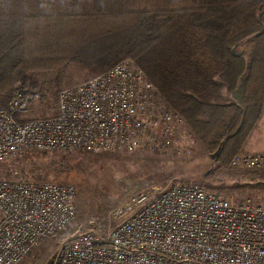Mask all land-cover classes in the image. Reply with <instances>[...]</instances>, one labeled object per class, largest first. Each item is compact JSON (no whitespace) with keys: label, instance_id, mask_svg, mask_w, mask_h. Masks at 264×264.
<instances>
[{"label":"built area","instance_id":"built-area-1","mask_svg":"<svg viewBox=\"0 0 264 264\" xmlns=\"http://www.w3.org/2000/svg\"><path fill=\"white\" fill-rule=\"evenodd\" d=\"M44 99L19 88L7 107L0 105V162L29 150L157 151L183 123L129 58L61 90L54 115L22 117ZM231 165L264 167V153L237 155ZM133 207L104 234L87 229L62 241L52 264H264V202L177 182L138 194ZM75 216L72 184L0 177V264H19Z\"/></svg>","mask_w":264,"mask_h":264},{"label":"trees","instance_id":"trees-1","mask_svg":"<svg viewBox=\"0 0 264 264\" xmlns=\"http://www.w3.org/2000/svg\"><path fill=\"white\" fill-rule=\"evenodd\" d=\"M5 17L0 105L42 71L99 74L132 59L206 150L227 165L264 105V0H63ZM26 88V89H27Z\"/></svg>","mask_w":264,"mask_h":264},{"label":"rangeland","instance_id":"rangeland-1","mask_svg":"<svg viewBox=\"0 0 264 264\" xmlns=\"http://www.w3.org/2000/svg\"><path fill=\"white\" fill-rule=\"evenodd\" d=\"M62 3L63 0H0V27L5 17L66 9ZM94 76L72 64L58 72H40L32 90L44 94L45 99L33 103L25 119L54 115L61 90ZM263 123L260 118L253 133L256 139L250 137L243 151L235 156L264 153ZM171 140L168 147L157 151L144 148L134 153L84 154L29 150L23 156L0 162L2 178L54 181L75 188L76 216L67 230L41 243L19 264H52L62 241L87 229L106 233L135 209L130 206L138 194L177 182L196 183L229 200L264 202V167L231 165L235 156L229 164L220 165L210 157L215 150H206L184 121L174 129Z\"/></svg>","mask_w":264,"mask_h":264},{"label":"crops","instance_id":"crops-1","mask_svg":"<svg viewBox=\"0 0 264 264\" xmlns=\"http://www.w3.org/2000/svg\"><path fill=\"white\" fill-rule=\"evenodd\" d=\"M25 116H26V114H24V115H22V117L25 119ZM260 118H262V119H264V105H263V109H262V113H261V117ZM263 125H264V123H263ZM255 128H256V126L254 127V129L252 130V132L250 133V135H249V137L247 138V140H246V142L248 141V139L250 138V137H252V139H256L255 138V136H254V130H255ZM254 133V134H253ZM258 137V136H257ZM259 138V137H258ZM246 144V143H245ZM244 144V145H245ZM241 151H243L242 149H241Z\"/></svg>","mask_w":264,"mask_h":264},{"label":"water","instance_id":"water-1","mask_svg":"<svg viewBox=\"0 0 264 264\" xmlns=\"http://www.w3.org/2000/svg\"><path fill=\"white\" fill-rule=\"evenodd\" d=\"M218 154H219V148H217L211 155L210 157L213 158V159H217L218 157Z\"/></svg>","mask_w":264,"mask_h":264}]
</instances>
